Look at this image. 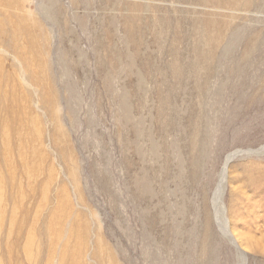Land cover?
<instances>
[{
	"label": "rangeland",
	"instance_id": "rangeland-1",
	"mask_svg": "<svg viewBox=\"0 0 264 264\" xmlns=\"http://www.w3.org/2000/svg\"><path fill=\"white\" fill-rule=\"evenodd\" d=\"M215 1L0 0V264H264V0Z\"/></svg>",
	"mask_w": 264,
	"mask_h": 264
},
{
	"label": "bare ground",
	"instance_id": "bare-ground-1",
	"mask_svg": "<svg viewBox=\"0 0 264 264\" xmlns=\"http://www.w3.org/2000/svg\"><path fill=\"white\" fill-rule=\"evenodd\" d=\"M215 1V0H214ZM219 1V0H218ZM256 0H242V4L243 5H246V4H248V5H250V4H253L254 2H255ZM206 2V1H205ZM215 2H217V1H215ZM234 3L235 4H240V5H242L240 2H238V0H234ZM215 4V3H214ZM242 5V6H243ZM223 6V5H222ZM134 7V6H133ZM254 7V6H253ZM139 8V7H138ZM261 9V8H260ZM135 10V9H134ZM139 10V9H138ZM256 10V9H255ZM258 10V9H257ZM138 16V15H137ZM139 17V16H138ZM212 27L214 28V29H212ZM212 27H211V32L210 31H208V30H204L203 32H202V34L200 35V37L196 40V43L194 44L195 45V48H194V50L195 49H201L202 50V53L206 56V58H208V59H212L214 56H215V54H216V51H217V47L219 46V44H221L222 42H223V39H224V37H225V34H226V32L230 29V26H229V24L228 23H223V24H214V25H212ZM172 52V54H173V56L175 57V59L178 57V53L175 51V50H173V51H171ZM172 69H173V72H174V76L177 78V77H179V74H180V69H179V64H177V62L174 60L173 61V63H172ZM163 99H166V97L164 96L163 97ZM167 103V101H164V105ZM124 105V104H123ZM127 107V106H126ZM161 111H160V116L162 117V118H164V119H166V120H169L168 119V117L165 115V111H164V109H163V106L161 107ZM124 110H126L125 111V114L127 115V117L129 116V114H130V111H128L127 110V108L126 109H124ZM131 117V116H130ZM135 135L137 136V137H140V133H139V129L138 130H136V132H135ZM137 140H138V138H137ZM199 141H200V139H199ZM189 143V142H188ZM201 143V142H200ZM205 143V142H204ZM202 144V143H201ZM205 145V144H204ZM191 148H192V152H196V151H198V144H197V142H196V139L194 140V142H192L191 143ZM262 148V147H261ZM200 149V148H199ZM154 152H156V150H155V145H154V147H153V149H152ZM260 150V149H259ZM137 151L139 152V154H140V157H141V159L142 160H144V154L141 152V150H140V148H137ZM189 151V150H188ZM200 151H202V150H200ZM243 151V150H242ZM252 152V151H251ZM250 153V152H249ZM255 153V152H254ZM258 153V152H257ZM236 154H240V152H239V150H238V153H236V152H234V154H229V155H227L226 157H225V163H224V166H223V168H222V170H221V174H220V182L219 183H217L218 185H217V187H216V190H214V193H213V195H214V198H213V204L216 206V204H217V201H218V199H219V197H220V194H221V190L222 189H220V187L222 186V181H223V179H224V177H225V175H226V169H227V165H228V163L230 162V160L236 155ZM223 156H225V155H223ZM204 157V156H203ZM243 157V156H242ZM199 158V157H198ZM223 158V157H222ZM203 160V159H202ZM190 161V160H189ZM205 161V160H204ZM195 164L197 165L198 164V161H197V158H196V160H192V165H193V167L195 166ZM201 164V163H200ZM199 165V164H198ZM217 165V164H216ZM216 165H214V167L216 166ZM169 166V165H168ZM206 166V165H205ZM183 167V166H182ZM146 168V167H145ZM198 168V167H197ZM194 169H195V167H194ZM201 169V168H200ZM200 169H196V170H199V172H200ZM204 169H206V168H204ZM164 170V169H163ZM141 173V175H135V177H134V181H133V187L132 188H134V191H133V194H132V197H133V200L134 201H136V203L137 202H142L143 203V205L145 206V204H147V202L151 199V197H153L154 195H153V188H152V186H151V183H150V177L148 176V174H147V172L145 171V170H143V173L142 172H140ZM139 173V174H140ZM206 174V173H205ZM190 176V175H189ZM226 178V177H225ZM1 179V178H0ZM160 180V179H159ZM204 180V179H203ZM191 181H192V179H191ZM2 182V181H1ZM202 183H204V182H202ZM161 184H163V183H161ZM205 184V183H204ZM202 185V184H201ZM260 185L261 184H259L258 186H257V188H261L260 187ZM205 186V185H204ZM262 186H264V185H262ZM197 187V186H196ZM195 187V188H196ZM206 187V186H205ZM236 187V186H235ZM208 188V187H207ZM1 189V188H0ZM131 189V188H130ZM197 189V188H196ZM235 189V188H234ZM2 190V189H1ZM242 190V189H241ZM244 190V189H243ZM193 192H195V191H193ZM223 192V191H222ZM243 192V191H242ZM188 194H189V192H187ZM212 193V192H211ZM210 193V194H211ZM218 193H220L219 195H218ZM201 194V193H200ZM209 194V195H210ZM153 195V196H152ZM195 195H197V194H195ZM202 195V194H201ZM222 195V194H221ZM157 196V195H156ZM198 196V195H197ZM245 196H246V194H245ZM201 197V196H200ZM154 198V197H153ZM161 199V198H160ZM193 199V198H192ZM201 199V198H200ZM247 199V198H246ZM152 200V199H151ZM185 200H186V198H185ZM164 201V200H163ZM184 201V200H183ZM193 201V200H192ZM186 202H188L187 200H186ZM194 202V201H193ZM198 202V201H197ZM247 202H249V200L247 201ZM250 202H251V200H250ZM188 203H190L191 204V201L190 202H188ZM211 203V202H210ZM139 204V203H138ZM253 204V203H252ZM149 205V204H148ZM184 205H186L187 206V204L185 203ZM193 205H195L194 203H193ZM258 205V204H257ZM139 206V205H138ZM147 206V205H146ZM177 206V205H176ZM199 206V205H198ZM247 206V205H246ZM189 207V206H188ZM211 207V206H210ZM224 207V206H223ZM251 207V206H250ZM255 207V206H254ZM263 207V206H262ZM1 208V207H0ZM147 208V207H146ZM185 208V207H184ZM192 207H190V209H191ZM195 208L197 209V207L195 206ZM206 208V207H205ZM258 208V207H257ZM135 209V208H134ZM143 209V208H142ZM141 209V210H142ZM186 209V208H185ZM200 209V208H199ZM212 209V208H211ZM245 210V209H244ZM204 211H205V209H204ZM225 211V210H224ZM253 211V210H252ZM158 212H160V211H158ZM214 212H215V214H214V218H215V223L217 222V225H218V227L220 228V230L222 231V232H224L225 234L226 233H230L231 235H233V237H234V240L238 243L239 242V236L237 235L238 233H235V232H237V231H233V232H231L230 230H229V228H228V225H227V222H226V219L223 217V214L220 212V210H217V208L215 207V209H214ZM223 212V211H222ZM254 212V211H253ZM141 213H143V212H141ZM144 213H145V215H151L150 214V211L148 212V211H146V209H144ZM257 214V213H256ZM152 215H154V214H152ZM162 215V214H161ZM211 215H212V212H211ZM210 215V216H211ZM178 215H176V217H177ZM154 217V216H153ZM151 218V217H150ZM239 218V217H238ZM241 218H242V216H241ZM255 218V217H254ZM258 219H260L259 217H257ZM136 219V218H135ZM208 219V218H207ZM229 219V218H228ZM232 219V218H231ZM237 219V218H236ZM257 219V220H258ZM146 220V219H145ZM205 220V219H204ZM210 220V219H209ZM230 220V219H229ZM235 220V219H234ZM243 220H244V218H243ZM253 220V219H252ZM212 221H214V220H212ZM152 222V221H151ZM237 222V221H236ZM250 222V221H249ZM207 223V222H206ZM210 223V222H209ZM213 223V222H212ZM214 223V224H215ZM251 223V222H250ZM256 223V222H255ZM164 224V223H163ZM211 224V223H210ZM246 223H244V225H245ZM152 225V224H151ZM231 225V224H230ZM229 225V226H230ZM253 225V224H252ZM248 226H249V224H248ZM246 228V227H245ZM139 229V228H138ZM179 229V228H178ZM213 229V228H212ZM233 228H231V230H232ZM236 229H238V228H235V230ZM175 230V229H174ZM177 230V229H176ZM186 230V229H185ZM234 230V229H233ZM246 230H249V228L248 229H246ZM242 231V230H241ZM149 232V231H148ZM244 232V231H243ZM164 233V232H163ZM177 233V232H176ZM175 233V234H176ZM214 233V232H213ZM239 233H241V232H239ZM81 234V233H80ZM201 234V233H200ZM199 234V235H200ZM206 234V233H205ZM146 235V234H145ZM185 235V234H184ZM198 235V236H199ZM207 235H209V234H207ZM171 236V235H170ZM242 236H245V234L243 233V235ZM242 236H240V238L242 237ZM250 236V235H249ZM247 237V238H250V237ZM252 236V235H251ZM152 238V237H151ZM164 238V237H163ZM200 238V237H199ZM210 238H212V237H210ZM244 239H246V238H244ZM154 240V239H153ZM207 241H208V239H207ZM242 241V240H241ZM250 241V240H249ZM248 241V242H249ZM253 241V240H252ZM256 241V240H255ZM255 241H253V243L255 242ZM161 242V241H160ZM167 242V241H166ZM205 242H206V240H205ZM246 242H247V240H246ZM81 243L83 244V245H86L85 243H86V241L84 240V239H81ZM236 243V244H237ZM242 243H244V242H242ZM252 243V242H251ZM156 244V243H155ZM188 244V243H187ZM250 244V243H249ZM96 246V245H95ZM164 246V245H163ZM208 246H209V243H208ZM171 247V246H170ZM236 247H237V250L239 251V252H241V251H243V248L242 247H240L239 246V243L236 245ZM249 247V246H248ZM95 249V248H94ZM202 253L203 254H206L207 253V248H206V245L204 244L203 246H202ZM66 250H67V247H66ZM93 250V249H92ZM162 250V249H161ZM105 251L109 254V255H111V253H110V251H109V249L108 248H106V250L105 249H103L102 248V246H101V244H99L98 246H97V249H95L94 251H93V255L95 256V257H97V259H98V262H99V264H101L100 263V261L101 260H104L105 261ZM160 252V251H159ZM64 253H65V251H64ZM63 253V251H62V254H64ZM201 253V254H202ZM112 256V255H111ZM114 256V255H113ZM154 256V255H153ZM64 257V256H63ZM114 257H112V259H113ZM157 258V257H156ZM205 257L203 256V257H201V258H199V260H200V264H205L206 263V261H205V259H204ZM64 259V258H63ZM161 260V259H160ZM115 261V260H114ZM158 262V261H157ZM162 263V262H161ZM112 264V263H111Z\"/></svg>",
	"mask_w": 264,
	"mask_h": 264
}]
</instances>
